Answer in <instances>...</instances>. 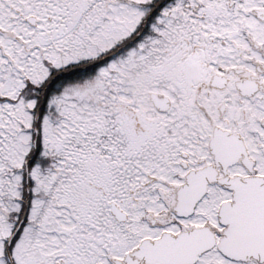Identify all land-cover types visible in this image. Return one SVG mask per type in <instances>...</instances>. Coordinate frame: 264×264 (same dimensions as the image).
<instances>
[{
  "label": "snow or ice",
  "instance_id": "6c2138e0",
  "mask_svg": "<svg viewBox=\"0 0 264 264\" xmlns=\"http://www.w3.org/2000/svg\"><path fill=\"white\" fill-rule=\"evenodd\" d=\"M0 264H264V0H0Z\"/></svg>",
  "mask_w": 264,
  "mask_h": 264
}]
</instances>
